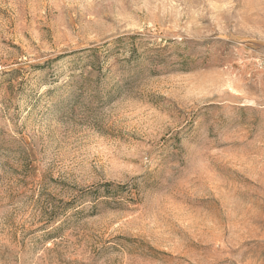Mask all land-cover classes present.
Masks as SVG:
<instances>
[{
	"label": "rangeland",
	"instance_id": "rangeland-1",
	"mask_svg": "<svg viewBox=\"0 0 264 264\" xmlns=\"http://www.w3.org/2000/svg\"><path fill=\"white\" fill-rule=\"evenodd\" d=\"M0 264H264V0H0Z\"/></svg>",
	"mask_w": 264,
	"mask_h": 264
}]
</instances>
